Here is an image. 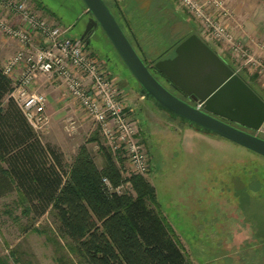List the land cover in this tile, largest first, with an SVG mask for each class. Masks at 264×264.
Wrapping results in <instances>:
<instances>
[{"label":"rangeland","instance_id":"rangeland-1","mask_svg":"<svg viewBox=\"0 0 264 264\" xmlns=\"http://www.w3.org/2000/svg\"><path fill=\"white\" fill-rule=\"evenodd\" d=\"M136 1L140 0H117L129 21V31L123 29L125 36L140 58L142 52L149 60L160 54V60L170 59L176 37L169 32L182 25L176 16H169L173 24L165 31V19L161 17L163 23L158 22L159 15L156 14L155 20L153 12L144 16ZM33 2L56 24L67 29L70 38L79 39L88 24L89 15L82 0ZM110 5L109 10L121 25L119 13ZM176 10L184 18L183 11L177 6ZM193 25L199 36L194 22ZM86 47L118 87V81H124L130 116L136 125V140L145 149L149 168L145 175H139L130 170L125 159L113 160L114 164L123 181L133 175L141 176L154 188L155 204L151 205L173 230L189 262L264 264V157L223 138L197 132L179 120H171L150 101L140 99L136 81L100 27ZM150 64L155 69V63ZM249 82H252L250 77ZM53 85L62 97L63 86L58 82ZM70 107V116L61 120L55 131L56 139L52 140H63L68 165L84 146L95 166L102 169L107 151L100 132L75 102ZM70 122L74 123L73 129ZM47 130L49 125L44 133ZM44 133L40 137L49 141ZM258 137L264 140V135ZM117 191L118 194L130 192L129 184L123 183ZM24 212L25 205L16 195L0 199V259L8 264H77L66 242L55 232L49 215L34 218Z\"/></svg>","mask_w":264,"mask_h":264},{"label":"trees","instance_id":"trees-1","mask_svg":"<svg viewBox=\"0 0 264 264\" xmlns=\"http://www.w3.org/2000/svg\"><path fill=\"white\" fill-rule=\"evenodd\" d=\"M103 1L108 8L112 3L119 13L123 33L129 31V21L117 0ZM170 1L136 2L144 16L153 12V19L157 20L156 14L159 15L158 22L163 23L161 17L165 19L167 32L166 28L173 24L169 16H176L182 26L169 32L176 37V48L197 34L188 15L184 11L181 12L184 18L177 15V5ZM130 36L137 44L135 36ZM141 55L147 67L161 59V54L152 60L142 52ZM256 78L253 75L250 80ZM11 89L10 80L0 71V106L7 100L5 113L0 110V199L13 191L14 186L20 194L17 197L25 205V215L34 218L49 215L55 232L66 242L77 264H191L173 230L151 205L155 204V192L145 178L133 175L123 181L108 153L104 154L103 168L98 169L84 146L78 149L72 163L66 165L57 149L42 146L31 132L19 108L9 98ZM103 179L113 190L126 182L130 192H108ZM51 243L56 249L55 243ZM0 264L8 263L1 258Z\"/></svg>","mask_w":264,"mask_h":264},{"label":"built area","instance_id":"built-area-1","mask_svg":"<svg viewBox=\"0 0 264 264\" xmlns=\"http://www.w3.org/2000/svg\"><path fill=\"white\" fill-rule=\"evenodd\" d=\"M196 25L203 43L224 46L238 70L264 74L261 59L253 56L227 27L230 11L225 0H174ZM0 37L15 41L20 49L0 68L11 82V98L29 127L37 134L49 125L46 97L33 89L39 78L60 83L65 96L80 107L100 132L104 149L115 161L125 159L131 171L148 172V157L136 140V125L122 92L83 40L67 36V29L40 16L21 0H0ZM16 16L12 24L8 16ZM73 129V122L69 123ZM68 128V127H67ZM108 192H117L102 180Z\"/></svg>","mask_w":264,"mask_h":264},{"label":"water","instance_id":"water-1","mask_svg":"<svg viewBox=\"0 0 264 264\" xmlns=\"http://www.w3.org/2000/svg\"><path fill=\"white\" fill-rule=\"evenodd\" d=\"M91 16L83 33L100 27L139 87V95L171 120L217 136L264 157V140L237 128L264 132V102L196 35L175 48V57L155 70L195 104L168 91L151 74L103 0H82ZM231 123V124H230Z\"/></svg>","mask_w":264,"mask_h":264},{"label":"crops","instance_id":"crops-1","mask_svg":"<svg viewBox=\"0 0 264 264\" xmlns=\"http://www.w3.org/2000/svg\"><path fill=\"white\" fill-rule=\"evenodd\" d=\"M21 1H26L27 3L31 4L35 12H37L40 16L50 19L46 14H44L40 10L39 7H37L36 4H34L33 0H21ZM225 3L230 11L229 18L227 19V27L236 36L238 40H240L245 46L249 48V50L252 52L254 57L261 59L264 65V0H225ZM0 14L1 15L4 14L1 8H0ZM7 19L10 20L12 24H17L18 19L16 18V16L10 15L7 17ZM50 20L56 23L52 19ZM197 37L201 40L199 36ZM208 47L219 57V59L234 74L239 76L241 80L245 82L246 85L264 102V74H259L258 71L256 72L253 69L238 70L236 64L233 61V58L231 57L230 53L227 51V49L224 46L217 45V46H208ZM19 49L20 47L15 41L4 37H0V68ZM174 57H175V50L173 56L170 59H173ZM225 58L228 59L229 63L226 61ZM170 59H166V60H170ZM253 75H256L257 77L256 82L254 81L249 82V77L251 78ZM54 82L55 81L46 78H39L34 83L33 86V89L35 91L43 94L46 97V113L49 118V131L47 130L46 133L44 132L43 133L47 134L49 141L47 140L45 141L44 139H42V137H40L41 136L40 134L33 132L31 129L30 130L33 134H35V136L38 138V141L41 143L42 146L47 145L57 149L58 152L62 155L64 159V163L68 165V160L66 155L67 151L65 149L66 148L65 144L62 143L63 140L54 141L52 139L56 137L55 131L57 127H59V123L61 122V120H63L64 118H68V116H70L68 115L70 112L68 107H70L72 101H70V99L66 97L65 94L62 95V97H59V94L57 93L58 88L53 85ZM118 82H119V89L123 95L124 103L129 108L130 103L125 95V91L122 86L124 81L123 82L118 81ZM142 98L143 97L140 96V99ZM0 110L2 111V113H5V111L7 110L6 99L1 102ZM3 167L4 169H6L5 165ZM11 195H16V196L20 195L14 186H13V191L5 194L4 197Z\"/></svg>","mask_w":264,"mask_h":264},{"label":"flooded vegetation","instance_id":"flooded-vegetation-1","mask_svg":"<svg viewBox=\"0 0 264 264\" xmlns=\"http://www.w3.org/2000/svg\"><path fill=\"white\" fill-rule=\"evenodd\" d=\"M89 15V14H88ZM89 18H91V16L89 15ZM99 27L96 28H91V30H89L86 33V36L84 38V43L88 46L92 36L94 35V33H96L98 31ZM81 36V35H80ZM149 71L151 72V74L156 78L157 81H159L168 91H170L173 95H175L176 97H178L179 99L185 101L186 103H188L191 106H194L195 104L193 103L192 100H190L187 96H184L183 94H181L179 91H177L162 75H160L156 70H153V66H149ZM231 124V123H230ZM237 128L243 129L245 131L250 132L251 134H256L257 136L259 135H264V132H253L244 128H241L235 124H231Z\"/></svg>","mask_w":264,"mask_h":264}]
</instances>
